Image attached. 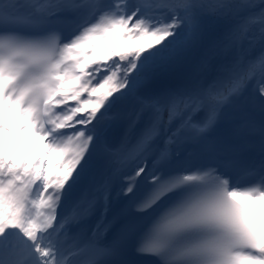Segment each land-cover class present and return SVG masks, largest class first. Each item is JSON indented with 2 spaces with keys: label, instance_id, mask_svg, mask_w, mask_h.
Instances as JSON below:
<instances>
[{
  "label": "snow or ice",
  "instance_id": "6c2138e0",
  "mask_svg": "<svg viewBox=\"0 0 264 264\" xmlns=\"http://www.w3.org/2000/svg\"><path fill=\"white\" fill-rule=\"evenodd\" d=\"M0 264H264V0H0Z\"/></svg>",
  "mask_w": 264,
  "mask_h": 264
},
{
  "label": "rangeland",
  "instance_id": "374dc122",
  "mask_svg": "<svg viewBox=\"0 0 264 264\" xmlns=\"http://www.w3.org/2000/svg\"><path fill=\"white\" fill-rule=\"evenodd\" d=\"M52 159H53V160H55V159H56V157H53Z\"/></svg>",
  "mask_w": 264,
  "mask_h": 264
}]
</instances>
